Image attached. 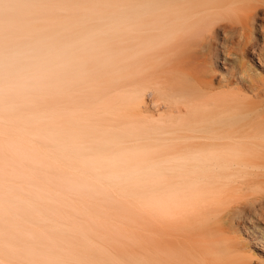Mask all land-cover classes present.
Segmentation results:
<instances>
[{"label":"bare ground","instance_id":"obj_1","mask_svg":"<svg viewBox=\"0 0 264 264\" xmlns=\"http://www.w3.org/2000/svg\"><path fill=\"white\" fill-rule=\"evenodd\" d=\"M256 55L264 59V0H0V151L90 178L96 187L84 182L82 200L111 204L104 188L140 190L167 226L158 254L137 259L72 217L83 215L70 199L0 170L4 247L23 241L31 264L38 255L50 264H253L241 228H258L264 246V82L246 92ZM231 56L241 76L224 83L215 72ZM101 69L126 76L125 126L112 109L82 112L105 82ZM148 91L166 114L150 112ZM71 187L79 197V183Z\"/></svg>","mask_w":264,"mask_h":264},{"label":"rangeland","instance_id":"obj_2","mask_svg":"<svg viewBox=\"0 0 264 264\" xmlns=\"http://www.w3.org/2000/svg\"><path fill=\"white\" fill-rule=\"evenodd\" d=\"M253 59L255 65L254 66L255 72H250V77L249 75L248 76L246 75L247 76L246 85L249 86L250 89H247L249 87H247L246 85L244 86L245 82L241 83L244 86L245 90L247 89L246 92L250 96L253 95L251 91L252 86L260 83L263 85L264 82V59L261 60L258 59L257 55L253 56ZM123 65L124 62L121 63V66ZM241 69H242L241 63L236 60L235 56H231V58H229V60L226 61V63H224V61L222 60L221 62H219V65L215 72V76L217 80H222L224 81V83L230 82L241 76ZM113 74L114 73H111L110 69H103V70L101 69V75H102L101 78L104 79L105 82L99 86L94 85L95 87H93V90L95 89L96 94L95 97L93 98V102L92 104L90 103L88 106L87 105L84 106L82 112L84 113L86 112L87 114V113H91V111L93 110L92 112L99 114L102 112L110 111L112 109L111 111H113L114 115H116L117 118L120 120L121 125L125 126L126 125L125 113H127L126 76L125 74H123V71H121L119 73V78L117 80L116 79L112 80ZM103 88L106 92L103 91ZM120 92L122 95L120 94ZM151 94L148 91L145 96L147 101V107L150 110V112L154 113L156 117L157 116L159 117L162 114H166L168 112L166 106L161 104V106L156 107V105H154L155 98ZM121 100L123 102L120 103ZM94 101L96 102V104ZM93 103L95 105H93ZM107 116L106 119H108L109 121L110 118H108ZM24 164L20 163L15 157V155H13V153H11L10 151H0L1 171L15 174V176L17 177L15 181L23 183V185H25L26 187L29 186L28 188L34 190L44 189L51 194L60 193L66 198L70 199L71 202H73L76 206L79 207V212L82 213L83 215L81 216L71 211L72 217H74L78 222L85 221L87 225L90 226V228L95 230V232L97 233L99 232L98 234L112 237L116 244L115 246L116 250H119L122 253L130 254L133 257H136L137 259L144 258L148 253H150L151 256L153 257H155L158 254L159 252L158 245L162 239L161 236L162 231L166 225L163 224L162 220L158 216L157 210L154 207V205L153 206L151 205L150 207L147 206L140 190H136L137 193L133 195L130 194L129 192L130 190L120 191L118 189L112 190V189L104 188L106 192L109 193L113 192L116 197L115 201L112 202L111 204L96 198H85L82 200L81 186L84 184V182L92 185L93 187H96V184L93 183L90 180V178H86L85 176H82L83 174L81 173L76 172L77 174H75V171H73L72 169L70 170L61 163H57V164L53 163L51 164L52 166L46 165L45 168H38L36 166H31L28 168L27 167L28 165L26 164L24 165ZM28 173H30L31 175ZM27 174L29 177H27ZM74 175H78V177L75 176L77 178H74ZM47 177H50V179H47ZM73 181L79 183V197H77L76 195V190L71 187V182ZM141 185H142L141 182H136L134 186L139 187ZM99 187L100 186H98V188ZM78 198L79 200L77 201ZM126 200L128 201L126 202ZM98 201H100L99 204ZM143 206L144 207L146 206V208H144ZM91 212L93 213V215ZM97 225L99 226L100 229L97 227ZM113 226L116 228H114ZM0 227L4 228L8 226L4 222L0 221ZM241 229H242V238L244 240L248 239L250 241L251 246L253 247L252 251L255 254V257L253 258V264H264V246H261L257 240L253 239V236L255 234L257 236L258 234H260L259 229L257 228L256 230L254 229V227L250 228L247 231L243 227ZM45 233L53 237L57 236L55 237L56 239L59 240L64 239L67 243H71L69 245L70 247L67 248H71V249L75 248L77 252L80 251V252H84L85 255H90L91 250L89 249V247H84V246L76 247L74 243L70 242V238L65 234L62 235L60 233L53 234V232L51 233L48 230H45ZM166 233H167L168 242L172 241L173 236L171 235L169 228H167ZM133 241L134 243H132ZM8 242L13 244L12 240H9ZM20 244H21L20 248H12V247L8 248V247H4L3 243L0 241V264H31L32 258L29 261L28 258L29 254H26L27 250H25L26 248L24 246V242L20 241ZM6 254L7 256L9 255V257L5 256ZM35 259H36V264H50L45 256L38 255L37 257L35 256ZM129 260H136V259H129Z\"/></svg>","mask_w":264,"mask_h":264}]
</instances>
